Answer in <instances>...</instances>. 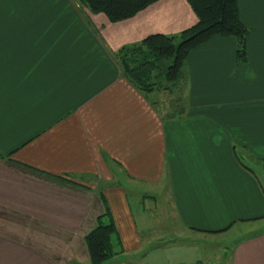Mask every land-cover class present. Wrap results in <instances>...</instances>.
Returning <instances> with one entry per match:
<instances>
[{"label":"crops","instance_id":"0c3cea01","mask_svg":"<svg viewBox=\"0 0 264 264\" xmlns=\"http://www.w3.org/2000/svg\"><path fill=\"white\" fill-rule=\"evenodd\" d=\"M237 7L244 61L232 37L213 36L147 96L113 54L191 26L185 0L117 22L76 0H0V264H91L100 217L114 227L102 264H158L171 241L235 224L230 264H264V0ZM246 222L260 226L246 235ZM188 255L178 248L175 264H214Z\"/></svg>","mask_w":264,"mask_h":264},{"label":"trees","instance_id":"16d2710c","mask_svg":"<svg viewBox=\"0 0 264 264\" xmlns=\"http://www.w3.org/2000/svg\"><path fill=\"white\" fill-rule=\"evenodd\" d=\"M91 13H102L110 22L134 16L156 0H76ZM194 23L175 34L153 33L117 52L124 76L139 90L175 85L182 76L188 53L213 36H230L236 43V58L245 59L248 28L239 19L237 0H185ZM176 38H179L177 41ZM110 220L100 217L86 234L91 264H102L114 255Z\"/></svg>","mask_w":264,"mask_h":264},{"label":"rangeland","instance_id":"374dc122","mask_svg":"<svg viewBox=\"0 0 264 264\" xmlns=\"http://www.w3.org/2000/svg\"><path fill=\"white\" fill-rule=\"evenodd\" d=\"M77 2V1H76ZM179 38H176L175 41H177ZM139 41H137L136 43H138ZM135 44V42H128L125 43L124 45L126 46H131ZM114 57L117 60V55L113 54ZM118 61V60H117ZM119 65V64H118ZM184 68V66H183ZM175 87V86H174ZM178 89V88H177ZM174 92H176V90H174ZM145 94L147 96H149V92H145ZM155 96V94H151V97ZM131 201V200H130ZM133 202V201H132ZM137 208V207H136ZM145 208L147 211H145V214L148 213V215L152 218L156 219V216H161L163 217V215H165V211H166V206L163 203V201L158 202V199H156L155 203H152L151 200H145ZM142 210V208H140ZM147 212V213H146ZM148 217V216H146ZM148 221V223H150V219H146ZM164 224H162L163 230H165L167 232V229L170 230L169 227H172L170 225V223L166 222V220H163ZM250 224L253 223H249L246 222L245 224H241L239 227L242 228L241 232H243V229H245V231H247L245 234L249 235L250 232H248L250 229L254 230L257 227L259 228V224L255 223V226H250ZM151 226H155V225H151ZM236 231H238V225L235 224L229 231H227L225 234H219L217 236H215L214 238L210 237V236H191L189 238L185 237V242L184 244L179 242V239L171 241L169 244H171L172 247L174 248H170V250L167 249V254L169 256L168 260H162V261H158V264H175L176 260H178L179 258H174L175 257V253L176 250L178 248H182L184 249L185 247H187L188 250V256L190 257V259H193V256H199L200 259L201 257H205L207 254H211V256L209 255L207 258H210L211 263L214 262V264H230L231 260H230V251H227V249H222V248H232L231 244L234 243V240H230V235L234 234V235H238L241 236L240 234L235 233ZM261 231H263V228H261ZM239 240H236V242H238ZM222 249V250H221ZM155 253V250L151 248L150 252H148V255ZM147 256V255H145ZM116 263V262H113ZM204 263V261H203ZM177 264V263H176ZM186 264V263H185Z\"/></svg>","mask_w":264,"mask_h":264}]
</instances>
